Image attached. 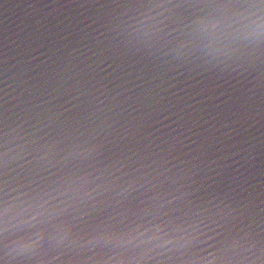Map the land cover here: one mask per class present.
Segmentation results:
<instances>
[{"label": "snow or ice", "instance_id": "6c2138e0", "mask_svg": "<svg viewBox=\"0 0 264 264\" xmlns=\"http://www.w3.org/2000/svg\"><path fill=\"white\" fill-rule=\"evenodd\" d=\"M248 2L264 5V0ZM41 3L44 8L74 5L85 9L69 17L67 23L61 21L68 33L64 40L98 33L95 38L99 41L107 35L105 30H117L113 24L121 15L130 16L134 10L153 6L169 9V27L184 25L197 35L214 34L221 28L219 20L224 13L221 5H235L241 0H150L147 3L140 0H41ZM48 22L53 21L49 19ZM128 43L133 47L144 45L137 41ZM193 43L192 33L186 32L175 51L187 54ZM71 46L65 43L57 52L63 57L72 56L73 53L68 51ZM76 51L80 49L76 48ZM105 63L108 67L103 69L104 72L109 75L115 72L113 63ZM98 83L103 84L102 81L92 84L100 93L95 100L104 104L101 97L107 93L97 87ZM246 87H233L219 95H216L219 89L198 92V96H214L221 101L220 105H215L219 115L208 108L201 109L211 120L204 116L197 118V114L188 111L195 105L183 99L181 101L187 107L170 102L171 108L158 110L159 115L164 116L159 123L173 120V116L165 115V112L176 109L175 116L179 119L174 123L180 127L165 125L172 128V132L157 128L162 135L155 140L144 134L146 121L136 117L132 121H117L119 127L109 124L108 127L114 129L110 133L113 139L89 136L86 129L90 122H95L92 118L96 115L90 109L93 105L98 108V105L89 101L75 109L56 105L46 112V127L40 129L44 134L34 142L40 147L28 152L24 157L26 162L19 166L17 175L11 180L7 140L10 131H16V128L5 122L0 128V251L7 244L10 254H47L60 261L70 254V249L80 255L99 258L97 264L113 261L125 264L122 257L152 255L162 248L185 254L199 249L218 258L228 256L240 247L242 233L247 232L246 238L254 240L257 223L261 228L260 243L264 247V188L260 191L257 221L255 200L246 187L250 180L245 164L238 161L241 167L235 168L226 162L232 157L224 155L233 148L243 149L235 155L248 151L244 145L250 142L243 136L242 129L247 131L245 124L255 117L250 110L254 95H249L251 90L245 91ZM103 88H109V84H103ZM261 88L264 89V82ZM259 114L264 128V92ZM213 120L221 125H212L214 133L207 129L197 131ZM183 128L193 135L182 131ZM173 132L177 134L173 135ZM155 135L151 133V136ZM181 137L192 143L186 144ZM261 144V155L264 156V140ZM249 157L255 159L249 154L245 160ZM193 216L199 223L193 222ZM185 224L190 225L191 231L184 227ZM169 229H178L186 235L162 243L159 233L170 235Z\"/></svg>", "mask_w": 264, "mask_h": 264}, {"label": "water", "instance_id": "95a60500", "mask_svg": "<svg viewBox=\"0 0 264 264\" xmlns=\"http://www.w3.org/2000/svg\"><path fill=\"white\" fill-rule=\"evenodd\" d=\"M140 2L147 3L150 0ZM84 11L86 10L78 9L74 5L67 8H44L41 0H0V128L5 126V122L16 128V131H10L7 140L10 154L9 179L17 175L19 166L26 162L24 157L28 152L40 147L39 143L34 142H38L39 137L44 134L40 129L46 127V112L56 105H65L73 109L84 101L98 105V108L93 105L90 109L96 112V115L92 118L95 122H90L86 129L89 136L113 139L110 133L114 129L108 127L109 124L119 127L117 121L122 119L132 121L133 117H136L146 121L147 130L144 134L155 140L162 135L157 128L172 132V128L165 125L180 127L174 123V120L179 119L175 116L176 109L165 112V115L173 116V120H165L164 124L159 123L160 120H164L159 111L165 107L171 108L172 103L187 107L181 101L183 99L195 105L188 109L189 112L197 114V118L204 116L206 120H211V117L201 109L208 108L219 115L215 105H220L221 101L214 96L209 98L198 96L197 93L219 89L216 92V95H219L221 91H230L233 87L246 85L244 90L250 89L249 95H254V103L250 105V110L255 117L250 123L245 124L247 131L242 129L243 136L250 142L244 145L248 151L243 155H235L243 149L233 148L224 155L232 157L226 162L233 164L235 168L241 167L238 161L245 164L250 180L246 187L254 197L256 205L254 214L258 218L259 196L261 189L264 188L262 184L264 156L261 155L264 128L259 114L261 94L264 92L261 88V83L264 82V42L242 48L233 58L210 56L197 48H192L187 54L178 53L175 49L183 39L179 33L169 37L167 43L162 42V48L161 45L151 49L145 45L133 47V44L128 42L135 43V40L127 38L126 25L119 23V20L113 24L117 30H105L107 35L99 41L95 38L98 33L91 36L81 34L65 41L64 37L68 33L61 21L67 23L69 17ZM49 19L53 22L49 23ZM79 40H83L84 43H78ZM65 43L72 44L68 48V51L73 53L72 56L63 57L62 53L57 52ZM76 48L80 51L77 52ZM237 59L245 62L244 67L237 66L235 63ZM105 61L114 64L115 72L109 70L112 72L111 75L103 71L108 67ZM98 81L109 84L107 89L103 88L102 83L97 84L98 88L107 93L101 97L105 101L104 104L95 100V96L100 93L92 84ZM198 100H203L204 103H197ZM201 123L204 121L201 120ZM19 124L23 127H18ZM212 125L221 126L213 120L211 124H205L204 128H198L197 131L204 132L207 129L214 133L215 128ZM182 131L193 135L187 128H183ZM151 133L156 135L151 136ZM176 134L173 132V135ZM181 139L185 140L186 144L192 143L185 137ZM249 154L255 159L249 157L245 160ZM150 246L153 245L148 247ZM68 251L70 254L62 257L60 261L50 255L41 254L35 259L25 261V264H97L99 259H93L90 255H80L70 249ZM165 251L160 249L159 253ZM169 255L171 253L161 254L160 259L167 262ZM111 264L116 262L113 261Z\"/></svg>", "mask_w": 264, "mask_h": 264}, {"label": "clouds", "instance_id": "9594fccd", "mask_svg": "<svg viewBox=\"0 0 264 264\" xmlns=\"http://www.w3.org/2000/svg\"><path fill=\"white\" fill-rule=\"evenodd\" d=\"M221 7L224 9L219 20L221 28L214 34L200 33L197 35L193 29H186L184 25L169 27L171 13L167 7L153 6L134 10L131 16L121 15L119 23L126 25L127 38L143 42L150 49L157 45H161L162 48V42L167 43L168 38L172 37L170 33H179L185 38L186 32L192 33V41H194L192 48H197L199 51L215 57L233 58L242 48L256 46L264 42V5L241 0V3L226 4ZM145 13L149 15H145ZM119 35H125V33H119ZM235 63L238 67H244L245 62L237 59ZM259 214L258 218L256 217L257 221ZM193 222L199 223L195 216H193ZM184 227L191 231L190 225L185 224ZM201 227L203 226L201 225ZM255 229L256 238L249 240L246 238L247 232L242 233L240 247L228 256L212 257L199 249H193L192 252L185 254L172 248H162L166 250L164 252L166 254L163 255L171 253L167 262L160 259V253L152 255L129 254L122 259L125 264H264V247L260 243L261 228L259 223L255 225ZM168 231L170 235L159 233L162 243H166L168 239L178 240L186 235L178 229H169ZM10 253L11 250L6 244L0 251V264H25V261L39 256L35 254L20 256Z\"/></svg>", "mask_w": 264, "mask_h": 264}]
</instances>
